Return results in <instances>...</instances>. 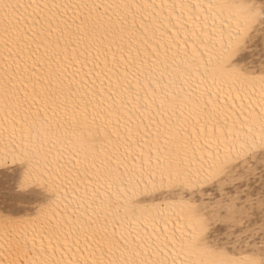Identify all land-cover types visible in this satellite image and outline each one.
<instances>
[{"label":"snow or ice","instance_id":"obj_1","mask_svg":"<svg viewBox=\"0 0 264 264\" xmlns=\"http://www.w3.org/2000/svg\"><path fill=\"white\" fill-rule=\"evenodd\" d=\"M0 264H264V0H0Z\"/></svg>","mask_w":264,"mask_h":264}]
</instances>
